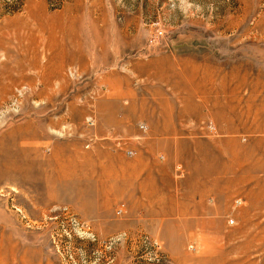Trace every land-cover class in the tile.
I'll use <instances>...</instances> for the list:
<instances>
[{
	"label": "rangeland",
	"instance_id": "obj_1",
	"mask_svg": "<svg viewBox=\"0 0 264 264\" xmlns=\"http://www.w3.org/2000/svg\"><path fill=\"white\" fill-rule=\"evenodd\" d=\"M53 39L59 44L47 47ZM0 41V264L264 263V233L243 227L262 223L243 210L264 192V0H0ZM172 68L170 82L156 81ZM175 83L208 89L192 107L219 98L242 118L232 135L202 119L177 137L230 138L249 155L232 206L238 215L199 220L223 224L220 232L189 231V217L158 215L186 195L127 192L115 175L121 169L104 173L107 151L148 168L170 161L164 149L135 146L134 130L151 135L153 120L117 124L152 115L163 99L184 110ZM188 155L166 175L142 169L130 182L172 188L188 176ZM64 209L95 239L79 237Z\"/></svg>",
	"mask_w": 264,
	"mask_h": 264
},
{
	"label": "crops",
	"instance_id": "obj_2",
	"mask_svg": "<svg viewBox=\"0 0 264 264\" xmlns=\"http://www.w3.org/2000/svg\"><path fill=\"white\" fill-rule=\"evenodd\" d=\"M74 61L75 60H72L71 62ZM180 66L183 68V65ZM187 67L188 66L183 68L186 74H184L182 70L180 76L185 79L189 85V70L185 69ZM61 68L62 65L58 64L57 70L59 72ZM174 68L165 76L157 75L156 81L170 82L172 80L171 78L175 77L173 72ZM144 74L149 77L146 71ZM188 85L186 87L178 86L176 83L171 85V91H173L175 96H177V94L183 95L180 103L184 106V110L179 111L175 109L167 104L168 101H164L163 99L158 102V110L152 115H132L129 118L118 120L117 124V128L119 129V127L122 128L125 126L126 121L135 122L140 118L153 120L156 124V128L150 133L151 135L148 134L147 137H144L143 134L140 135L139 132L134 130L133 135L135 136L133 137L136 140L133 141L136 142L135 146L136 148H139V146L145 147L144 152L148 153L163 151L164 149L166 153L170 154V161L157 163L155 166L148 168L146 165H141L143 163L140 160L135 161L136 163L125 162L120 159V156L116 153L107 151L103 153L106 155L108 154V160L106 161L107 166L104 167V173L106 176L110 177L112 173L110 169H121V172L118 171L115 175L126 182L125 190L127 192L134 191L140 194L144 192L151 196L165 193H181L186 195L184 199H180L177 196L175 198L171 197L170 205L167 206L164 204L163 208L160 209L162 213L158 215L160 217H189V231L220 232L223 224L211 223L208 219L199 220L201 218L223 217L229 213H232L234 217L238 215V212L232 206L234 196L241 193L245 183V163L250 160L248 157L249 155H246L241 146H237L234 139L214 137L207 140H197L189 138V142L184 144L183 141L177 140V137L187 132L193 133L194 130H189L190 122L196 123L202 121V119L214 120L221 132H228L232 135L234 131H236V129L233 128L234 122L242 118L236 116L234 103L231 104L219 98L211 100L212 102L208 100L202 105L192 107L190 104L192 98L197 94H204L205 91L208 92V89L203 91L204 89L202 88L192 87L190 92ZM171 96L172 95H170V97ZM188 106L189 110L187 109ZM262 142L264 141L260 140V143ZM165 143L169 144L164 146L163 144ZM236 152H239L238 155H236ZM114 154H116L115 158L118 159L113 161L110 157L111 155L115 156ZM184 154H189V163H185L188 176L184 180L177 182L172 188H170L171 185L169 186L168 184L160 186L154 183L148 187L145 183H138L135 185L134 182H130L132 181L131 178H134V175L137 177L141 175L142 169L146 173L149 171L150 174L154 173L155 175L168 174L174 169V165L184 160ZM261 163H264V159L261 160ZM71 164L74 165V161H72ZM106 168H109V170H106ZM250 196L248 197L250 198V208L243 210V215L247 217H261L262 223L255 225L246 224L243 226L244 230L246 232L264 233V192H257L252 197ZM150 198L151 197H149V201ZM162 203L165 202L163 201ZM150 215L154 216L157 214L150 213ZM158 215L156 217H159ZM260 261L242 258L236 264H264L262 260Z\"/></svg>",
	"mask_w": 264,
	"mask_h": 264
},
{
	"label": "bare ground",
	"instance_id": "obj_3",
	"mask_svg": "<svg viewBox=\"0 0 264 264\" xmlns=\"http://www.w3.org/2000/svg\"><path fill=\"white\" fill-rule=\"evenodd\" d=\"M38 17H39V16H38ZM41 27H43V25H41ZM53 28H54V30L57 29L55 26H53ZM53 28H52V29H53ZM50 29H51V28H50ZM59 30H60V29H59ZM59 30H58V31H59ZM52 31H53V30H52ZM27 35H29V34H27ZM14 38H16V37H14ZM21 38H22V37H21ZM23 38H24V37H23ZM19 39H20V38H19ZM26 39H27V42H28L29 46H31V47L36 46V45H35V43H36V42H35V41H36V40H35V36H34V38H33V37H29V38H28V37H27ZM26 39H25V40H26ZM14 40H15V39H14ZM16 41H17V39H16ZM16 41H15V42H16ZM21 41H22V40H21ZM38 42H39V41H38ZM38 42H37V43H38ZM56 43L59 44V42H56V40L53 39V40H52V43L50 42V43H49V46L47 45V47H52V48H53L54 44H56ZM37 45H38V44H37ZM25 46H26V45H25ZM20 47H21V46H20ZM4 48H5V43H3V42L0 41V49H4ZM66 48H67V47H66ZM36 50H37V49H36ZM21 51H22V50H21ZM27 51H32V52L30 53L32 57H30L31 60L29 61V64H32V65H30V66L35 67V65H36V60H37V54H36L34 48H30V47H29V48H27ZM18 52H19V51H18ZM33 52H34V53H33ZM27 53H28V52H27ZM28 54H29V53H28ZM30 54H29V55H30ZM23 55H24V54H23ZM28 57H29V56H28ZM21 59H22V58H21ZM28 59H29V58H28ZM22 60H23V59H22ZM29 64H28V65H29ZM20 69L22 70V68H20ZM15 81H18V80H17V79H11V81H10V82H11V85H13V84L15 83Z\"/></svg>",
	"mask_w": 264,
	"mask_h": 264
},
{
	"label": "built area",
	"instance_id": "obj_4",
	"mask_svg": "<svg viewBox=\"0 0 264 264\" xmlns=\"http://www.w3.org/2000/svg\"><path fill=\"white\" fill-rule=\"evenodd\" d=\"M65 215H67L68 220L75 226L77 229V232L79 234V237H83L84 235L95 239V235L91 232L90 228L86 224L80 223L75 217H73L72 214L67 209H64L63 211ZM122 211H119L118 214H121ZM192 249V248H191Z\"/></svg>",
	"mask_w": 264,
	"mask_h": 264
}]
</instances>
